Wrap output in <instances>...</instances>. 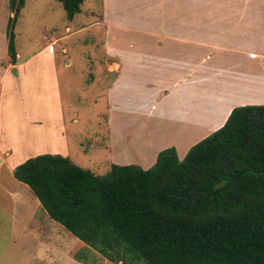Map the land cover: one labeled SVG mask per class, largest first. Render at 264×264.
Instances as JSON below:
<instances>
[{"label":"crops","instance_id":"obj_1","mask_svg":"<svg viewBox=\"0 0 264 264\" xmlns=\"http://www.w3.org/2000/svg\"><path fill=\"white\" fill-rule=\"evenodd\" d=\"M82 7L70 23L77 34L88 30L97 36L108 80L103 89L108 108L102 114L107 132L98 146L101 156L91 162L94 168L148 170L171 147L183 160L221 129L235 108L264 106V0H101L96 13L89 9L96 20L87 26L76 20ZM66 30L75 33L71 26ZM58 42L53 37L51 44ZM47 67L57 91L61 66L54 54L38 52L23 61L18 53L16 64L9 57L0 65V110L3 105L16 110L22 121L21 145L0 151V164L6 155L13 173L31 155L37 157V130L56 131L60 143L52 148L54 155L71 158V143L77 141L74 126L59 120L52 127L37 115V82ZM59 101L62 116L64 107L72 112Z\"/></svg>","mask_w":264,"mask_h":264},{"label":"trees","instance_id":"obj_2","mask_svg":"<svg viewBox=\"0 0 264 264\" xmlns=\"http://www.w3.org/2000/svg\"><path fill=\"white\" fill-rule=\"evenodd\" d=\"M72 21L85 0H58ZM27 0H9L16 22ZM8 55L17 63L15 34ZM48 216L114 264H264V106L235 108L181 160L105 176L43 154L14 170Z\"/></svg>","mask_w":264,"mask_h":264},{"label":"rangeland","instance_id":"obj_3","mask_svg":"<svg viewBox=\"0 0 264 264\" xmlns=\"http://www.w3.org/2000/svg\"><path fill=\"white\" fill-rule=\"evenodd\" d=\"M100 6L101 0H85L81 6L83 15L76 20L84 23L83 26L90 25L96 19L89 14V9H95L92 11L96 13ZM14 15L9 0H0V65L5 66L9 60L12 31L21 60L38 52L58 57L61 66L57 73L59 89L54 88L53 71L49 67L42 70L37 82V115L52 127L57 126L59 120L74 126L77 141L71 143L70 159L99 176L107 175L108 170L91 165L101 156L98 146L107 132L103 115L108 107L103 89L108 80L103 76L105 62H102L103 49L96 42L97 36L86 33L88 30L77 34L58 0H27L16 22H13ZM68 26L75 33L70 35L66 30ZM53 37L59 41L55 46L51 44ZM68 59L72 60L71 66L67 65ZM11 86L6 89L10 90ZM59 97L64 106L73 109L72 112H66L64 107L62 116ZM0 111V151L4 152L10 146L21 145L17 130L22 121L14 109L8 110L3 105ZM74 119H78V124ZM51 129L37 130V151L33 152L37 156L54 155L52 148L60 142L56 131L49 132ZM23 154L26 156L27 150ZM125 157H129L128 154ZM2 160L5 163L0 164V264H106L104 257L53 221L33 191L15 179L10 171L11 159L4 155Z\"/></svg>","mask_w":264,"mask_h":264}]
</instances>
